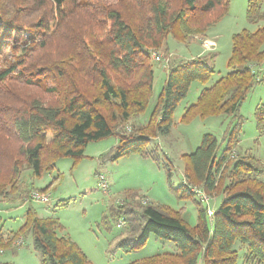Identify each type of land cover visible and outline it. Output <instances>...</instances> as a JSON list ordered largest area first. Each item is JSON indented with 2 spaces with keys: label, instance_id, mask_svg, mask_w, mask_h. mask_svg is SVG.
I'll list each match as a JSON object with an SVG mask.
<instances>
[{
  "label": "trees",
  "instance_id": "1",
  "mask_svg": "<svg viewBox=\"0 0 264 264\" xmlns=\"http://www.w3.org/2000/svg\"><path fill=\"white\" fill-rule=\"evenodd\" d=\"M230 2L0 0V195L12 191L26 170L32 190H48L31 181L53 171L58 159L71 157L76 163L85 157L89 143L116 136V145L103 160L134 153L148 156L162 162L178 197L193 196L201 203L194 187L220 197L213 219L208 221L207 208L200 207L195 225L181 210L145 203L146 195L136 207H119L112 217L129 230L116 235V248L136 252L151 234L177 247L128 264H264V160L236 150L244 123L240 106L263 80L264 25L233 35L228 71L185 108V123L219 114L232 115L236 122L225 132L220 154L218 138L206 133L194 152L182 155V184L172 182L173 162H163L167 154L155 141L171 131L173 114L192 83L212 77L214 68L207 62L214 53L167 63L148 122L133 121L153 95V53L160 54L163 45L168 52L170 35L179 40L206 35L228 13ZM263 5L264 0H248L250 22L264 20ZM254 117L257 130L264 133V100L256 105ZM138 194L130 191L127 196ZM68 203L62 200L56 207ZM1 220L2 252L31 234L41 264H94L64 234L57 218L39 216L32 203L17 230L4 233ZM102 224L111 230L109 216Z\"/></svg>",
  "mask_w": 264,
  "mask_h": 264
},
{
  "label": "rangeland",
  "instance_id": "2",
  "mask_svg": "<svg viewBox=\"0 0 264 264\" xmlns=\"http://www.w3.org/2000/svg\"><path fill=\"white\" fill-rule=\"evenodd\" d=\"M247 7L248 0H231L228 13L215 23L206 35L191 36L187 40H179L170 35L166 43L168 52L166 53L164 49L167 47L163 45L164 47L162 46L159 50L161 59L157 60L153 56L152 63L155 71L153 95L146 110L133 120L135 124L148 122L166 77L167 63L169 65L172 61L178 62L182 59L214 53V57L209 58L207 62L214 68L212 77L206 83L199 81L192 83L187 96L173 114L171 131L155 141L160 152L167 154L163 162H166L168 158L173 162L171 180L174 185L178 186L184 180L182 155L194 152L206 133H212L218 138L220 154L226 144L223 140L224 134L232 122H236V119L229 114L209 115L204 118L197 116L188 123L182 122L181 118L185 108L197 101L201 90L214 84L228 71L233 35L245 28L255 31L259 26L264 25V20L257 23L248 20ZM209 42L214 44L207 46ZM8 52L10 53V50ZM259 75L263 80L253 87L239 109L244 123L236 150L241 153L249 151L258 159L264 160V133L257 130L254 117L256 105L264 100L263 65ZM126 128L131 130L130 125ZM116 143V136L93 141L87 145L85 157L76 163L71 157L58 159L53 171L43 173L41 177L31 181L38 188L49 186L44 192L31 189V183L25 181V177L29 174L26 170L12 191L8 188L0 195L3 232L17 230L25 221L28 204L32 203L39 216L57 218L65 227L64 234H68L94 264H128L158 252L177 251L173 242L158 238L154 234H151L147 244L136 252H124L115 247V241L119 238L116 235L120 232H128L129 229H125L124 225L117 226L118 218L113 219L112 214L123 205H126L127 209L136 207L141 203V195L147 196V198L144 197V202L152 201V203L165 204L175 210H181L182 216L190 225L198 222L200 207L207 208V202L201 201L197 204L193 196L180 198L172 191L162 162L158 164L151 157L138 153L126 155L114 161L103 160L102 156L110 152ZM151 145L150 148L155 147L154 144ZM99 172H103L109 180V187L106 190L100 187L97 176ZM262 178L264 179V175ZM196 188L205 193L209 197V205L216 208L220 197L208 194L200 187ZM130 191H136L139 194L136 197L127 196ZM36 193L49 195V201H40ZM62 200L69 203L56 207V204ZM107 216L111 219V230H107L102 224ZM207 219L210 221L209 216ZM14 245L13 248L0 251V263L41 264L40 254L34 247L31 234L25 239H18ZM238 247L243 248L242 245Z\"/></svg>",
  "mask_w": 264,
  "mask_h": 264
},
{
  "label": "built area",
  "instance_id": "3",
  "mask_svg": "<svg viewBox=\"0 0 264 264\" xmlns=\"http://www.w3.org/2000/svg\"><path fill=\"white\" fill-rule=\"evenodd\" d=\"M211 43H213V42H209L207 46L211 45ZM153 56L156 59H161V54H159L157 52H154ZM97 176H98V180H99V183H100V187L102 189L106 190L109 187V180H108V178L105 176V174L103 172H99ZM192 189L194 190V192H196V195H197V197L199 198L200 201L207 202V213H208L209 217L211 219H213V216L215 214V208H213V207H211L209 205V197L205 193H203L202 191H200L198 188H196V187H194ZM35 195L38 198H40V201H43V202L49 201L48 200L49 195H47L45 193H42V194L36 193ZM145 203H147V201ZM121 225H122V223L119 222L118 226H121Z\"/></svg>",
  "mask_w": 264,
  "mask_h": 264
}]
</instances>
